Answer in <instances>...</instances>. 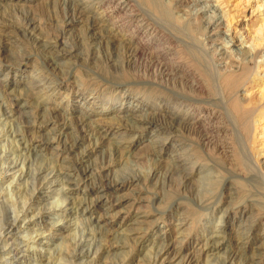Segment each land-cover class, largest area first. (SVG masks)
Segmentation results:
<instances>
[{
	"label": "rangeland",
	"instance_id": "rangeland-1",
	"mask_svg": "<svg viewBox=\"0 0 264 264\" xmlns=\"http://www.w3.org/2000/svg\"><path fill=\"white\" fill-rule=\"evenodd\" d=\"M129 1L136 3L135 10L147 20H161L160 0ZM185 1L187 6L175 16L182 20L187 34L203 43L220 74L249 66L237 95L257 109L252 115L249 147L264 173V0ZM110 2L0 0V108L4 105L3 108L13 109L10 116L0 109V151H15L6 161V167L15 159L24 163L28 171L20 181L21 186L14 190L15 195L31 196L39 186L34 177L38 169L58 173L64 168L62 176L53 180L50 191L42 190L36 195L40 201L36 207L59 205V196L67 195L76 202L74 208L81 203L91 206L93 213L89 219L95 221V217L109 212L105 210L106 202L109 206L116 204L114 218H105L109 223L106 228L89 226L79 217L80 221L84 220L81 229V222L73 219V211L67 214L68 219L52 226L51 221L61 213L53 211L46 216L48 220L35 224L27 221L14 239L23 242L36 229L44 232L38 239L45 244L39 246L43 249L34 248L35 252L20 244L18 258L33 259L39 264H70L72 255L83 250L90 252L86 260L89 264H154L160 251L172 244L178 246L176 229L184 218L188 240L196 239L201 224L192 212L193 198L188 188L183 198L178 192L179 178L172 149L167 146L161 152L162 142L155 136L159 125L154 120V109H141L146 104L155 105L154 99L159 96L166 109L161 113L162 128L170 133L173 124L167 108L173 107L175 101L171 94L162 93L152 84L136 81L134 70L124 67L126 43L111 29L114 24L120 26L125 22L134 28L139 18L111 14L107 9ZM175 51L179 61L198 72L196 64L180 48L175 47ZM39 84L45 88L40 93L36 89ZM57 86L59 90L54 94L48 91ZM120 105L129 109L127 113L116 111ZM137 105V110L132 111ZM216 105L224 106L223 102ZM144 115L151 118V124L145 125L141 118ZM39 127L41 132L37 133ZM17 129L22 131L16 133ZM5 132H11L12 136L8 134L7 138L12 141L19 140L21 135L23 140L15 141L19 144L13 142L12 148ZM89 136V143L77 146L64 163L56 158L58 151L68 150L81 137ZM59 137L60 146H53L54 139ZM30 141L39 142L41 147L34 149ZM24 142L30 146L29 152L22 151ZM22 152L24 155H20ZM1 175L2 172L0 186ZM48 186L44 183V188ZM2 187L3 193L9 192L7 185ZM67 187L72 189L70 193ZM242 202L250 206L255 198L248 197ZM81 239L86 242L75 251L76 242ZM226 251L220 249L214 254L218 261L215 264L223 262Z\"/></svg>",
	"mask_w": 264,
	"mask_h": 264
},
{
	"label": "bare ground",
	"instance_id": "bare-ground-1",
	"mask_svg": "<svg viewBox=\"0 0 264 264\" xmlns=\"http://www.w3.org/2000/svg\"><path fill=\"white\" fill-rule=\"evenodd\" d=\"M111 2L108 3L107 8L111 14H129V17L139 18L134 28L130 22L121 23L120 26L114 24L116 26L112 27L113 29L110 28L116 31L117 36L120 35L122 43H126L124 46L126 50L123 59L124 67L134 70L136 81L143 85L152 84L162 93L171 94L175 101L173 107L167 108L173 124L170 133L167 130L164 132L162 128L161 113L166 109L159 96L154 99L155 105L146 104L144 107L141 106V109H154L156 113L154 120L159 125L155 136L162 142L161 152L162 148L171 147L175 171L179 178L178 192L183 198L182 195L189 190L194 201L192 212L196 217V222L201 224L198 225L196 239L190 241L186 229H184L185 218L181 220L178 229H176L179 237L178 246L172 244L160 251L156 255L154 264H215L217 260L214 258V254L220 249L227 250L225 258L221 259L223 261L221 264H264V173L261 171L258 157L252 153L249 147L252 115L257 109H254L255 107L250 102L240 99L237 95L238 88L241 86L240 81L246 76L249 66H243L239 71L229 74L225 70L226 73L223 76L220 74L213 58L207 55L203 43L195 39L194 35L187 34L183 30L182 20L175 16L184 10V5L187 6L185 0L166 2L160 0L161 20L159 18V23L154 20H147L141 13L139 15L140 11L135 10L136 3L134 1L111 0ZM175 47L180 48L196 64L199 74L191 70L186 63L177 59L178 53H176ZM36 89L40 93L45 88H41L39 84ZM46 89L48 88L46 87ZM57 89L59 90V86L48 89V91L54 94ZM37 94L35 93V95ZM219 102H223L222 108L217 107L216 104ZM13 105L16 106V104ZM3 106L1 105L0 109L4 110L6 115H12V107L6 109ZM137 107L138 105L135 108L132 107L131 110L136 111ZM128 110V108H123L120 105L116 111L127 113ZM144 117L141 118L145 120V125L151 124V118L149 119L148 115H144ZM77 122L81 123V121ZM49 126L46 128L48 129ZM40 129L39 127L37 133L41 132ZM20 131L22 130L17 129L16 133H20ZM0 132L2 131L0 130ZM14 132L13 134H16ZM10 133L5 132L6 138ZM23 137L24 135H21L20 139L17 138L16 140H23ZM90 139V136L89 138L81 137L80 142H75V145H71L68 150L60 149L61 151L56 153V158L64 163L70 154L78 148L77 146L89 143ZM16 140H10L12 141L10 146L13 145V142L19 144L15 142ZM53 142V146L59 147L61 144L60 137L55 138ZM30 144L31 146L34 145V149L41 147L39 142L30 141ZM27 145L24 142L22 151H30V146ZM40 150L42 151V148ZM1 151L2 185H7L8 190H6L7 188L5 190L9 192L3 193V187L0 186V264H39L33 259L27 261L25 257L18 258L17 256L18 250L20 251V244L25 249H33V252H35L34 248L43 249L39 246L45 244L38 239L44 232H39L36 229L32 230V236H25L23 242L14 239L15 233L27 221H33L32 224H35L45 219L48 220L46 216H49L53 211L61 213V215L56 214V220L51 221L49 225L52 226L68 219L70 215L67 214L73 211L71 213L76 223H79L80 219L78 218L81 217L89 226L92 224L104 225L106 228L109 223L105 218H114L112 212L115 211L116 204L109 206L106 202L105 210L109 211L107 215L95 217V221H92L89 219L93 213L92 207L81 203L77 208H74L76 202L72 198L66 197L67 195L59 196V205L50 204L51 207H43L42 209L36 207L40 205L36 195L42 190L50 191V186L54 183L53 180L62 176L64 168L61 171L58 170V173H54L53 170L47 172L38 169L34 177L35 181L39 182V186L37 185L38 187L33 189L30 197L25 198V194L17 197L14 190L17 189V185L21 183L20 181L28 172L26 165L13 159L6 167V161L15 151L11 153ZM24 152L20 155H24ZM83 175L86 176L87 172L84 171ZM44 183L49 184V186L44 188ZM67 190L70 193L72 189L68 188ZM105 191L103 188V193H106ZM231 192L236 196L235 200L233 199L234 196H231ZM19 194L21 193L19 192ZM59 194L61 195V193ZM248 197L255 198L254 204L248 206L242 202ZM182 213L185 212L182 211ZM259 215L263 218L258 219ZM80 222L82 229L84 220ZM78 225L80 226V224ZM76 227L78 230L79 227ZM182 228L184 230L181 231ZM46 239L44 238V240ZM25 241L33 242L34 245L25 243ZM85 242L83 239L78 240L75 251L80 249ZM45 246H48V243ZM88 257H90V252L85 253L81 250L75 252L71 259L75 264H89L86 263Z\"/></svg>",
	"mask_w": 264,
	"mask_h": 264
}]
</instances>
